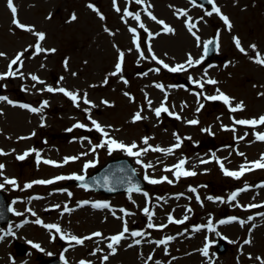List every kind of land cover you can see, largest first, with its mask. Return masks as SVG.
<instances>
[{"label": "rangeland", "instance_id": "374dc122", "mask_svg": "<svg viewBox=\"0 0 264 264\" xmlns=\"http://www.w3.org/2000/svg\"><path fill=\"white\" fill-rule=\"evenodd\" d=\"M215 3L223 15L229 17L231 30L220 15H206L212 5L200 7L192 0H144V4H136L134 0H116L115 5L114 0H13L17 8L15 16L8 0H0V52L5 53L0 56V73L8 70L10 61L18 53H24L21 57L23 66L19 68L23 76L0 80V96L14 102L9 104L0 100V150L7 153L0 155V164L5 165L0 183L14 178L18 184V187L5 184L3 188L15 211H12L11 221L0 227V235L9 230L15 235H7L0 241V264H42L45 258L53 257H60L62 264H80L82 260L91 261V264H155L156 261L160 264H261L264 261V216L259 215L264 213V206L246 207L258 203L264 205V187L259 186L264 184V169L246 172L237 179L225 175L220 167L222 161L228 170L238 171L242 165L264 155V141L256 139L257 133H264V125H234V120L264 115V95H260L264 93V66L255 62L256 52L250 47L257 45L256 51L264 55V0H215ZM90 4L99 13L90 8ZM116 5L121 11H116ZM145 8L157 17V21H165L174 32L164 31L161 24L148 17ZM125 9L139 12L141 21L127 17L125 23L122 19ZM179 9L186 10L196 23L192 31L200 37L199 42L186 26L187 17L177 15ZM73 13L77 17L74 21L71 20ZM14 19L30 26L32 31L18 27L13 23ZM141 22L147 31L139 27ZM132 27L137 28L136 34L129 30ZM36 32L46 34L45 40L39 41L40 46L54 48V53L35 52L38 43ZM149 33L159 35L150 37ZM215 35L219 37L218 52L207 64L204 45ZM137 36L139 49L136 47ZM234 37H239L247 54L239 51ZM141 51L145 58L140 56ZM120 52H124L122 70L112 75L116 72ZM153 54L170 67L184 64L187 70L171 72L158 60H153ZM189 56L194 61L204 58L200 64L188 67L186 61ZM17 67L19 64L13 69ZM156 68L160 71L155 72ZM205 70L207 77L204 76ZM31 75H37L44 83L33 81ZM201 78L215 79L218 83H205V87L200 89L192 80ZM156 84H162L163 89L157 88ZM48 86L78 91L81 97L87 93L91 103L86 104L80 99L77 107V102L63 93L40 91ZM217 89L233 98V106L242 101L243 110L233 112L224 101L205 98L218 95ZM197 92L203 95L198 98ZM45 100L48 104L42 112L30 110L31 107H40ZM162 102L173 115H155L154 109ZM23 104L30 108L21 107ZM137 112L144 118L134 121ZM192 119L199 123L188 124L187 121ZM92 120L105 127L110 137L125 145L136 143L139 148H146L143 138L149 137L148 143L153 148L167 149L177 143L174 134H178L183 142L171 154L150 149L135 157L123 149L110 152L108 147L96 148L93 152V145L103 143L106 138L93 127ZM77 123L86 127H74ZM32 149L36 152H30L24 160L17 158ZM37 152L40 154L39 162ZM73 156L80 158L64 163L66 157ZM123 156L135 162L143 179L145 175L155 179L167 176L173 183L152 184L144 179L146 187L140 192L114 195L87 190L73 182V178L25 187L33 181L52 180L58 176L86 175L108 160ZM185 158V169L197 174L181 176L177 180L175 169H166ZM45 160L57 163L47 164ZM202 160L208 162L201 163ZM89 161L92 166L85 170L84 166ZM149 164L152 167L146 169L144 165ZM245 185L249 186L248 190L240 192ZM190 188H196V193ZM145 192L148 197L143 194ZM233 192L239 194L235 201H229ZM209 196L213 199L209 200ZM83 201L90 203L80 206ZM97 202L107 203L110 207H93ZM56 204L61 207L52 208ZM65 205L73 210L64 212ZM145 206L155 213L152 223L166 224L167 227L148 228L149 218L142 211ZM28 208L36 215L26 211ZM125 211L130 215H125ZM16 212L23 215L18 216ZM170 214L174 219H183L185 215L189 219L183 224L170 223ZM231 217L246 223L243 226L238 221L218 223ZM249 217L254 219L249 220ZM36 219L59 224L61 232L66 235L87 237L101 232L103 236L76 245L61 238L54 229L36 224ZM210 219L213 230L207 227L196 230L201 225H208ZM125 220L129 233L116 246L113 255L105 237L118 234ZM134 230L147 234L133 238L130 232ZM167 236L175 239L167 245L154 243ZM219 236L226 237L229 242L221 254L216 252L215 246ZM134 239H141L140 247L128 249L126 241ZM247 239L251 244H244ZM36 244L40 248L34 247ZM206 244L209 256L203 257L200 250ZM16 245L27 250L20 254ZM98 248L102 251L93 255ZM129 250L131 255L125 252ZM105 255L111 256L110 260L104 262ZM129 255L135 258L134 263L124 262ZM150 255L152 260H148Z\"/></svg>", "mask_w": 264, "mask_h": 264}, {"label": "snow or ice", "instance_id": "6c2138e0", "mask_svg": "<svg viewBox=\"0 0 264 264\" xmlns=\"http://www.w3.org/2000/svg\"><path fill=\"white\" fill-rule=\"evenodd\" d=\"M130 2H131V0H130ZM134 2L136 4H144V0H134ZM192 3L195 5L196 0H192ZM208 3L212 4V9H211V11H207L206 15L212 16L214 13L220 15V17L225 22L228 30H231L232 24H231V21L229 20V17H227L226 15H223V13L221 11V8L216 5L215 0H208ZM8 4H9V7H10L13 15L15 16L16 13H17V8L13 4V0H8ZM115 4H116V0H114V5ZM199 6L203 7V5H199ZM89 7L93 8L94 11H97L99 13V10L96 9L94 7V5L90 4ZM148 7H150V5ZM116 11H118V12L121 11V9L119 8L118 5H116ZM145 11H146V14L148 15V17H150L153 21H157V17L155 15H153L151 11H148L147 8H145ZM177 15L178 16L187 17L186 26L188 27L189 31L192 32V35L195 36V38L199 42L200 41V37L196 34V32L192 31V29L196 27V23L193 22L192 17L188 16L187 11L184 10V9H179L177 11ZM127 17H132L136 21H141V15H140L139 12H135L134 13L132 11H128L127 9H125L124 16L122 17V19H124L125 23H127V19H126ZM100 18L104 19L102 14H100ZM76 19H77V17L73 13L72 16H71V20L74 21ZM200 19L202 20L203 17H201ZM157 22L163 26V30L164 31L169 32V33L174 32V29L171 26L167 25L165 23V21L159 20ZM13 23H15L18 27H20L22 29H27L29 31H32V28L30 26H26V25L20 23L18 19H14ZM139 27L142 28V29H145L147 31V29L145 28V25L142 22L139 24ZM105 30L109 31L108 29H105ZM129 30L132 33H134V34L137 33V28H135V27H132ZM110 34L114 35V33H110ZM35 35L38 38V43L35 45V52L37 54L42 53V52H44V53H48V52L54 53L56 51V49H54V48L53 49H45V48H42L40 46L39 41H44L45 40V38H46V34L45 33L36 32ZM153 35H159V33H156V34L149 33L150 37L153 36ZM234 42H235L237 48L239 49V51L241 53L247 54L245 48L241 44V41H240L239 37H234ZM211 44H213V41L209 40L204 45L205 54H207V52L209 51L208 46L211 45ZM136 47H137V49H139V47H140L139 37L138 36L136 37ZM250 47L253 49V51L256 52V55L254 57L255 62L258 63L261 66H264V55H261V53L256 51L257 45L253 44V45H250ZM149 52H151L150 43H149ZM4 55H5V53L0 52V56H4ZM23 55H24L23 52L18 53L15 56V58H13L10 61L9 66H8V70L6 72H4V73H0V80L6 79L8 77H16L17 75H20L21 77L23 76V73L19 71V68L23 66V61L21 59V57H23ZM140 56L142 58H145L144 57V53L142 51L140 52ZM203 58L204 57H201L200 59H197V60L194 61L193 58L191 56H189L188 60L186 61V64H187L188 67H192V66H194V64L198 65V64H200L202 62ZM123 59H124V52H120L119 53V62L116 65V72L112 73V75H115V74L121 72ZM152 59L153 60H158V63L160 65H162L163 68L168 69L171 72H181V71H186L187 70L184 64H177L175 66H171L170 67L169 64L165 63L164 60L158 59L155 56V54L152 55ZM18 64H19V67H17L14 70L13 66L14 65H18ZM65 66H67V61H65ZM154 71L155 72H159L160 69L156 68V69H154ZM73 75H75V74H73ZM145 75H146V73H145ZM204 76L207 77V70H205ZM31 79L33 81H36V82L40 83V84L44 83V81L40 80V78L37 75H31ZM105 83H107V80H105ZM125 83H127L126 80H125ZM192 83L198 85V87L200 89H203L205 87V83H207L209 85H215V84L218 83V81H216L215 79H211V78H208L206 80L204 78H201L200 80L193 79ZM156 87L163 89L164 86L162 84H156ZM45 90L48 91V92L63 93L67 97L71 98L74 102H77V104H76L77 107H79L78 101L80 99H83L84 103H86V104H90L91 103L87 99V93H84V96L81 97L78 91L77 92H73V91H69V90H67V89H65L63 87L53 88L51 86L46 87V89H41L40 91H45ZM217 93H218V95L206 96L205 98L207 100H212V101L222 100V101H224L225 104H227L229 106L230 110L233 111V112L243 110L244 104H243L242 101L239 102L238 104H236L235 106H233V104H232V99L233 98L229 97L227 94H225L223 92H220L219 89H217ZM196 95L199 98L201 95H203V93L202 92H197ZM260 95H264V93H261ZM0 100L7 101L9 104H13L14 103L13 101L9 100L8 97H6V96H0ZM104 103L107 104L108 102L104 101ZM148 103H149V106H151V101H149ZM47 104H48V101L45 100V101H43V103H42V105L40 107H31L30 108V106L27 105V104H23V105H20V106L23 107V108H30V110L32 112H34V113H40V112L43 111V108L45 106H47ZM200 107L202 108L203 105H201ZM199 110L200 109L198 108L197 111H199ZM85 111L88 112L89 109H85ZM154 111H155V115L157 117H159L161 115V113H168L169 115H173V113L169 111L168 107L165 105L164 102L161 103L160 107L154 109ZM143 118L144 117L141 116L140 112H137L135 114V116H134V121H139V120H141ZM179 118L180 117L177 115V119H179ZM89 119L91 120V116H89ZM91 123H92L93 127L97 131L101 132L104 135V137L106 138L103 143L98 144V145H93V147H92V151L93 152H95L96 148L108 147L110 152L112 150H114V149H123V150L127 151L128 155L135 156V157L141 156L143 153L149 151L150 149L153 150V151H160V152L171 154L174 151V149L180 148L181 144L183 142L178 134H174V135H176V140H177L176 144H174L173 146H171V147H169L167 149L159 148V147L153 148V146L149 145V143H148L150 138L149 137H145V138H143V143L145 145H147L148 147L139 148L136 143H132L131 145H125L122 142H118L115 138L110 137L108 131H106L105 127L101 126V124L99 122H97L95 120H92ZM187 123L191 124V125H196V124L199 123V121L197 119H192V120L187 121ZM234 125H249V126H253V127H255L257 125H264V115L260 116L259 118H254V119L234 120ZM74 127H76V128H85L86 125L83 124V123H77L76 125H74ZM226 127L227 126H225V128ZM233 130H235L234 127H233ZM69 131H71V129H69ZM33 135H35V133H33ZM21 139H24V138L22 137ZM240 139H243V137H241ZM256 139L260 140V141H264V133H257L256 134ZM133 149H137V150L133 151ZM30 152H36V150L32 149L29 152H25L24 154L19 155L17 158L19 160H24L30 154ZM6 154L7 153H4L3 150H0V155H6ZM238 154L241 155V156L244 155V153H238ZM81 155H87V153H82ZM79 158H80L79 156L66 157L65 160H64V163H67L69 160H78ZM37 161L38 162L40 161V154L38 152H37ZM186 162H187L186 158L185 159H181L177 164L173 165L171 168H167L166 170L167 171H172V169L174 168L175 169L174 176H175V178L177 180L181 176H195L197 174L195 171H191V170H186L185 169ZM207 162L208 161H205V160L201 161V163H207ZM44 163L55 165L57 162L51 161V160H45ZM138 163H142V162L138 160ZM57 166H59V165H57ZM90 166H92V162L91 161H89L88 163L85 164V166H84L85 170L88 167H90ZM4 167H5V165L0 164V176L3 175L2 170L4 169ZM144 167L147 169L148 167H152V165H150V164L149 165H144ZM220 167L224 171L225 175L231 176V177H235V178L239 179L246 172L253 171L255 169H264V155H262L259 160L251 161V162H248L246 165H242L238 171H230V170H228L227 168H225V166H224L222 161L220 162ZM71 178H74V179H76L78 181H84L85 180V177L83 175H76L75 177L58 176V177H55L52 180L33 181L31 183L26 184L25 187L26 188H31L33 186V184H52V183H54L57 180L71 179ZM144 179L149 181L152 184H158V183H161V182H164V181H167L168 183H173V181L169 180L167 176L161 177L160 179H155V178H150L148 175H145ZM5 184H9V185H12L14 187H18L17 181L14 178L13 179H6L5 183H0V189H3L5 187ZM83 186L87 187V185H83ZM259 186L260 187H264V184L259 185ZM248 187H249L248 185H245V188L240 189L239 191L240 192L246 191V190H248ZM133 190L137 191V192L141 191L139 186H133L132 188L129 189V191H133ZM190 191H192L193 193H196L197 190H196V188H190ZM143 194L145 195V197H148V193L147 192H145ZM238 194H239V192H233L230 195V197H229V201H235L237 196H238ZM68 195L71 196V193H68ZM180 195H183V194H180ZM37 198H39V197H37ZM207 198L209 200L213 199V197H211V196H209ZM199 199H200V197H199V195H197V200H199ZM216 199H221V198L217 197ZM88 203H90V202L89 201L80 202V206H83L84 204H88ZM92 206L96 207V208H109L110 207L109 204H107V203H99V202L94 203ZM262 206H264V205L249 204L246 207L248 209H251V208H258V207H262ZM60 207L61 206L59 204H56V205L52 206V208H57V209L60 208ZM11 210L15 211V209H11ZM72 210L73 209L68 208L67 205H65L64 209H63L64 212H71ZM26 211L30 212L33 216L36 215V213L33 212L31 208L26 209ZM142 211L149 218L150 222L147 225L148 228H150V229L151 228L163 229V228L167 227L166 224L157 225V224H154V223L151 222L152 217L154 216L155 213H154V211H151L148 206H145L142 209ZM188 211L190 212L191 209L189 208ZM16 215L20 216V215H23V213L16 212ZM113 215H115V213H113ZM125 215H130V213H127L125 211ZM259 215L264 216V213H259ZM188 219H189L188 215H185L183 217V219H174L171 216V214L168 217L169 222L170 223H175V224H183ZM248 219L252 220V219H254V217H249ZM235 221H238L241 226H243L246 223L245 220L239 219L237 217H231L228 220L221 219L218 223L223 225V224L231 223V222H235ZM24 223H27V221H24ZM35 223L36 224H42L43 227H45L46 229H50V230L54 229L57 233L61 234V238L73 241V242H75L76 245H83L85 240H90L93 237H101V236H103V234L101 232H94L90 236H87V237H78V236H75V235H66L63 232H61V226L59 224L44 223L40 219H36ZM20 226H22V225H18V227H20ZM204 227H207L209 230H213V224L211 222V219H210L208 225H206V226L205 225H201V226L197 227L196 230L199 231L200 228H204ZM185 231H187V230H185ZM128 233H129V228H128V225H127V221L125 220L124 224H123L122 231H120L118 234L112 235L111 237H105V239L109 241L108 244H107V247L111 250V254L114 255L116 253V250H117L116 246H118L122 240L127 238L126 234H128ZM146 234H147L146 232L139 231V230H134V231L130 232V236L133 237V238H135V237H143ZM7 235H13L14 236L15 233L12 232L11 230H9L8 232H5L3 235H0V241H2L4 239V237L7 236ZM181 235H182V233H181ZM217 235H219V233H217ZM53 239H55V236H53ZM174 239H175L174 236H167L164 239L156 240L154 243L157 246L167 245L170 241H172ZM141 242H142L141 239H135L134 240V243L136 245L141 244ZM29 243H31V241H29ZM149 243H152V241H149ZM244 244H251V240L250 239L245 240ZM34 247L40 248V245L36 244V245H34ZM129 247H132V245L130 244ZM97 251H102V249L98 248L92 254L95 255V252H97ZM200 251L202 252L203 256H205V257L209 256V249H208V245L207 244ZM257 259H260V258L258 257ZM103 260L107 261L108 260V256L105 255L103 257ZM148 260H152V256L151 255L148 257ZM65 264H67V262H65ZM80 264H91V261L82 260V261H80ZM155 264H160V262L156 261ZM261 264H264V261H262Z\"/></svg>", "mask_w": 264, "mask_h": 264}, {"label": "water", "instance_id": "95a60500", "mask_svg": "<svg viewBox=\"0 0 264 264\" xmlns=\"http://www.w3.org/2000/svg\"><path fill=\"white\" fill-rule=\"evenodd\" d=\"M202 5H209L208 0H198ZM213 44L209 45L208 58L211 59L217 48V39L214 38ZM77 182L87 185L88 188L102 191L106 194H115L129 191L133 186L145 187V182L135 171L134 164L128 158H117L110 160L94 174L85 177L84 181ZM10 208L8 199L3 191L0 190V225L9 220ZM226 242H219V250L225 251ZM50 264V261H45ZM52 264H60L58 259L53 260Z\"/></svg>", "mask_w": 264, "mask_h": 264}, {"label": "bare ground", "instance_id": "6f19581e", "mask_svg": "<svg viewBox=\"0 0 264 264\" xmlns=\"http://www.w3.org/2000/svg\"><path fill=\"white\" fill-rule=\"evenodd\" d=\"M120 231H122V229L120 230ZM135 240V239H134ZM134 240L133 241H126V247H128V249H132V248H136V247H138L139 245H136L135 243H134ZM100 244H102V242H100ZM132 245V247H129V245ZM140 247V246H139ZM131 250H129V251H125V252H129V254L131 253L130 252ZM124 252H122L121 253V255L123 254ZM131 255V254H130ZM130 255H129V258H126V259H124V262H126V263H134L135 262V258H133V257H130ZM199 255V254H198ZM203 256V255H202ZM110 257L111 256H108V260H110ZM204 257V256H203ZM104 262H106V261H104ZM125 264V263H124Z\"/></svg>", "mask_w": 264, "mask_h": 264}]
</instances>
